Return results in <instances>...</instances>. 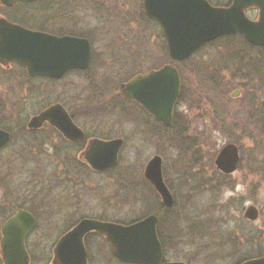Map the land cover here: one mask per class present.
I'll return each mask as SVG.
<instances>
[{
  "label": "rangeland",
  "instance_id": "374dc122",
  "mask_svg": "<svg viewBox=\"0 0 264 264\" xmlns=\"http://www.w3.org/2000/svg\"><path fill=\"white\" fill-rule=\"evenodd\" d=\"M140 3L48 4L44 27L90 39L93 58L87 71L60 81L27 82L12 71L0 79V125L12 136L0 149V212L22 207L38 216L28 247L34 259L43 258L41 264L50 263L68 222L87 218L127 224L151 214L159 218L161 264H238L263 258L264 48L224 38L173 63L182 93L167 128L118 94L119 84L131 75L172 64L160 29L141 14ZM39 9L40 4L19 6L8 17L25 22L27 15L39 18ZM17 12L24 15L17 18ZM55 104L90 137L123 141L115 167L102 174L77 162L62 164L52 146L58 145L55 132L26 130L34 114ZM227 144L238 148L239 168L231 175L214 165ZM155 156L161 158L163 180L176 199L171 212L158 210L159 200L143 178ZM65 170L74 179L63 180ZM248 206L259 212L255 221L243 218ZM3 222L0 218V227ZM88 249L89 264H121L102 239L92 236Z\"/></svg>",
  "mask_w": 264,
  "mask_h": 264
},
{
  "label": "water",
  "instance_id": "95a60500",
  "mask_svg": "<svg viewBox=\"0 0 264 264\" xmlns=\"http://www.w3.org/2000/svg\"><path fill=\"white\" fill-rule=\"evenodd\" d=\"M36 1L0 0V4L11 6ZM249 8L258 10L256 20L245 15ZM143 9L145 16L159 25L168 56L173 62L187 60L205 44L225 36L240 35L250 45L264 47V0H233L226 8L212 6L206 0H143ZM90 58L91 48L85 39L32 32L0 19V62L16 63L27 69L31 76L58 79L68 70H85ZM180 89L176 68L167 64L120 85L119 94L123 99L139 104L155 121L169 127ZM236 95L235 92L233 96ZM46 121L70 140L84 137L59 104L33 117L29 127L38 128ZM9 140L10 135L0 129V149ZM121 146L120 139H94L88 143L80 159L93 171L103 172L115 167ZM238 161L237 147L227 144L219 151L214 165L218 171L228 175L236 170ZM144 178L160 196L163 205L171 207L173 198L162 178L160 157L155 156L147 163ZM243 217L255 221L257 208L249 206ZM35 226V218L24 210H18L3 224L0 241L3 264H28L24 240ZM156 226L157 218L153 215L127 226L83 219L55 244L51 264H88L83 237L89 232L102 234L111 254L124 264H160L163 251ZM241 264H264V257Z\"/></svg>",
  "mask_w": 264,
  "mask_h": 264
},
{
  "label": "flooded vegetation",
  "instance_id": "af4514ba",
  "mask_svg": "<svg viewBox=\"0 0 264 264\" xmlns=\"http://www.w3.org/2000/svg\"><path fill=\"white\" fill-rule=\"evenodd\" d=\"M206 1L209 2L211 5L218 6V7H229L233 3V0H224V2L223 3H220V4H213L212 3V0H206ZM51 2H52V0H38V1L33 2V3H15V4L11 5V6H4V5L0 4V19L5 20L9 24L20 26V27H22V28H24L26 30L32 31V32L48 34V35L56 36V37L69 36V37H75V38L85 39V40L88 41V43L90 45V48H91V58H93L92 57L93 56L92 41L90 39L84 37L83 35H82L83 37H80L79 35L77 36L75 33L71 32V31H68L66 34L65 33H62V31H60L58 33V32L49 31V30L46 29V27H44V25H47V19L46 18L49 17V15L47 13V12H49V5L48 4H50ZM142 2H143V0H141V3H140L141 6H142ZM37 4H40V6H41V10L39 9L40 10V13H41V14L39 13V18H35V16H33V19H32V18H30V15H27L26 21L25 22H22L20 19H14L12 17H10V18L8 17V15L10 14V11H12L13 8H17L19 6L24 7V8L25 7H32V6H35ZM61 7H63V4L61 5ZM140 10H141V14H143V12H142L143 11V7H140ZM6 13H8V14H6ZM20 14L21 15H24L21 12H17V13L14 14V16L17 17V18L18 17H22V16H20ZM245 15L250 20H256L257 19V15H258V10L256 8H249V9H247L245 11ZM42 17H43V19L41 20ZM153 24H155V26H157L159 28V26L156 23H153ZM91 58H90V62H91ZM90 62H89V65H90ZM89 65H88V67L85 70H78V69L68 70L61 78L56 79V78H51V77H47V76H39V75L31 76L28 73V70L27 69L20 67L18 64L13 63V62L1 61L0 62V79L3 76H5L6 74H8V72H11L12 71L13 73H11V75H13V76H16L17 75V77H19V78L21 77L22 79L26 80L27 82H35V81H40V82H42V81H44V82H53V81H60V80H63L66 76H68L71 73H74V72H85V71H87L88 68H89ZM162 66H160V67H162ZM160 67H158V68H152L149 71L155 70V69H159ZM137 74H142V73H137ZM137 74H135V75H137ZM143 74H145V73H143ZM131 78H129V79H131ZM181 93H182V83H181V89H180V98H181ZM236 93L238 95V92H236ZM123 100H125V99H123ZM125 101H128V100H125ZM129 102H132L133 104H135L138 107V109H140V110H142V112H144V110L139 105H137L133 101H129ZM48 107H50V106H48ZM48 107H46L43 110H41L40 112L34 114L30 118V120L26 124V130L28 132H30V133H34V132H38L39 130H41L44 127H46L44 129L49 130V132H55L57 134L55 136L59 139L58 140V145L55 144V143H53V142H51V143H53L52 146H53L54 151L57 152V153H59L61 155L60 158H59V162H61L62 164H68V163L69 164H76V162H77V163H79V165L85 166L87 169H89L91 172H93V170L90 169L88 167V165L82 159H80V155L87 149L88 143L91 140H94V139L102 140V139L95 138V137H90L81 127H79V125H77V123L75 122V118L69 113V111L65 110L67 112L69 118L71 119L72 123L78 129H80L82 131L83 135H84L83 139H81V140L74 141V140H70V139L66 138L58 129H56L54 126H52L47 121L44 122L38 128L29 127V122L31 121V119L33 117H36V116L40 115ZM144 114H146V113L144 112ZM8 115L10 116L11 114L8 113ZM3 116L4 115L0 111V118H2ZM0 121H2V119H0ZM0 129L3 130V131H5V132H7L10 135V138L12 140V136H11V134H10L9 131L3 129L1 125H0ZM102 141H110V140H102ZM238 168H239V161H238V164H237V170H238ZM67 171H69V170H67ZM67 171L65 170V172L63 173V177H64L63 180H66V179H74L75 176L74 175H71V173L70 172H67ZM103 173H105V172H103ZM165 185L168 188V190L170 191V194H171V196L173 198V205L171 207H169V208L164 207V205L161 202L160 197L157 195V193L155 192V190L153 189V187L151 185H150V188L153 189V191L155 192V194H156V196H157V198L159 200L158 201V207H159L158 210H161V212H163V211H165V212H171L173 210L174 206H175L176 199L173 196L171 190L169 189V186L167 184H165ZM13 209L14 208H12V210ZM245 209L246 208H243V214L245 212ZM12 210H10V211H1L0 212V218L4 219V222L2 223V226L18 210L27 211V212H29L35 218V220H36V226L34 227V229H32L26 235L25 240H24V245H25V250L27 252L28 259H29L28 260V264H37V263H40L41 264V262L43 261V258L41 259V257H38V258H35L34 259L32 250H30L29 247H28V240L32 236V234L36 231L37 226H38V221H39L38 216L35 213H33L30 209H25V208H22V207L17 208L14 212H12ZM158 213H159V211H158ZM171 218L172 217L170 215V219ZM83 219H87V218H83ZM83 219H81V220H83ZM81 220L77 221L74 224H72L71 222L66 223L67 230L59 237V239L61 237H63L67 232H69L70 230H72ZM93 220H96L97 221V219H93ZM101 222L113 223V224L127 226V225H130V224L135 223L136 221H133V222H130V223H127V224L126 223H120V222H111V221H101ZM1 227H0V241H1ZM158 227H159V218L157 216L156 233H157V236H158V239H159ZM92 236L93 237H96L98 239H102L103 242H105L107 244V246L109 247L108 242L106 241V238L102 234L97 233V232H89V233L85 234L84 237H83V244H84L85 250L87 252V261H88V264H89L88 242H89V239ZM59 239L56 241V243L59 241ZM159 242L161 243L160 239H159ZM161 246H162V243H161ZM162 251H163V246H162ZM52 260H53V249H52V259H51V261H50L49 264L52 263ZM243 262H246V260L245 261H242V262H240L238 264H241ZM0 264H3L2 259H1V256H0Z\"/></svg>",
  "mask_w": 264,
  "mask_h": 264
},
{
  "label": "trees",
  "instance_id": "16d2710c",
  "mask_svg": "<svg viewBox=\"0 0 264 264\" xmlns=\"http://www.w3.org/2000/svg\"><path fill=\"white\" fill-rule=\"evenodd\" d=\"M233 37H235V38H239L240 40H242L247 46H249V47H252V48H257V47H254V46H251V45H249L248 43H246L245 41H244V39L241 37V36H228V37H223V38H220V39H224V38H233ZM219 40V39H218ZM218 40H216V41H218ZM257 49H263V48H257ZM240 263V262H239Z\"/></svg>",
  "mask_w": 264,
  "mask_h": 264
}]
</instances>
